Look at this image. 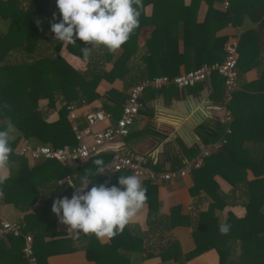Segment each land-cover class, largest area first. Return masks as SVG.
I'll return each instance as SVG.
<instances>
[{"label":"trees","instance_id":"16d2710c","mask_svg":"<svg viewBox=\"0 0 264 264\" xmlns=\"http://www.w3.org/2000/svg\"><path fill=\"white\" fill-rule=\"evenodd\" d=\"M201 1L192 0L189 5H185L184 0H140L138 9L140 25L130 35L129 40L121 46L123 51L114 61L110 71L104 70L100 61L112 59L113 51L103 46L94 48L87 45L90 52L85 55L84 42L67 44V50L70 53L87 61L86 70L80 71L72 67L59 54L61 42L55 43L52 52L45 46L46 42L54 40L45 35V29L50 31V21L54 12L57 14L56 22L59 21L56 0H0V130H7L8 126L12 125L18 132V136L11 141V147H14L20 138L34 145L54 147L65 144L75 145L74 130L67 119L68 107L89 103L99 97L96 87L101 79L112 82L117 77L123 78L129 74V60L137 50L135 39L144 26H151L152 30L146 41L149 54L143 57V61L146 65L156 62L161 73L159 75L173 77L179 74L178 68L181 64L186 71H189L203 64L221 62L225 58L223 44L226 37L218 35V31L226 24L236 22V2H231L225 11L215 9L212 4H209L204 19L199 21L198 10ZM148 4L153 6L150 16L144 14ZM179 41H182V51L177 48ZM240 61H243V57L238 59L239 66ZM153 75L155 74H151L152 77ZM135 82L137 81L130 80L127 84L131 85ZM208 86L210 99L220 105L223 104L224 78L213 73ZM173 87L176 86L169 85L160 90L147 89L141 97V102L144 104L143 96L149 99L157 94L166 93ZM50 97L63 100L59 109V119L53 122H48L45 114L38 110V101ZM127 97L128 92L111 88L105 95L103 106L118 119ZM230 127L231 133L226 136L227 142L217 152L208 156L201 168L193 171L195 184L191 193L204 190L211 197L212 202L207 210L199 211L195 216H191L181 214L179 207H173L166 215L161 209L156 183L145 179L141 181V184L147 189L146 203L149 212L148 229L144 233L134 232L136 225H126L124 230L110 238V242L106 245H101L94 234H80L74 241L60 239L59 243L43 245L40 240L48 232L40 231L42 229L39 226L40 223L41 225L44 223L41 214L45 212V208H37L34 214H27L24 220L25 232L33 235L34 252L39 264H46L43 260L48 254L76 249L75 244L64 248L61 246L62 243L72 244L73 242L83 243L82 247L86 251L87 258L96 264H136L134 255L145 252L144 257L158 254L163 260L174 259L176 264H185L186 260L211 248L217 250L219 264H264V169L260 170L261 174H254L253 179H247L245 170L247 165L250 167L252 165L244 159L247 158L246 156L249 157L250 151L244 148V145L233 142L234 125ZM224 131L225 124L214 120L204 121L196 128V133L204 146L220 139ZM159 136L163 137V135ZM181 150L186 158L176 156L172 159L173 169L180 168L185 161L195 157L201 148L199 144L189 148L181 145ZM112 155V151L98 153L85 162L79 163L75 169L72 165L61 164L55 160H41L27 172L26 177L21 179L23 183L29 182L28 189L25 190L8 179L0 184V190L3 194L8 193L11 185L10 187L17 189L22 199H29L36 193L30 182L36 179L38 170L59 171L56 180L71 175L74 170L81 177L87 171L95 170L93 161L98 158L104 160L106 171ZM223 158L228 162L238 160L235 162L237 165L232 169L234 171L232 174L224 173L223 170L227 167L222 161ZM14 159L23 162L25 160L24 157L12 154L10 160ZM252 160L255 162V159ZM263 161L264 158L258 160L260 163ZM160 165L163 164L155 163L150 167L158 171L161 169ZM217 173L236 188L240 181L245 186L246 214L244 217L238 218L228 213L226 219L222 221L217 215L216 206H223L230 199V196L221 193L219 187L213 182V177ZM128 175H132L129 170L116 171L110 176L104 173L96 178L92 177V182L96 180V183H107L109 187L118 186V178ZM91 187L92 185H89V188ZM72 195L63 188L53 191L48 199L49 207L46 206V209H51L56 198L63 196L71 198ZM33 202V199L25 201L27 206ZM221 224L230 226L227 234L220 233ZM179 225H188L192 228L195 247L191 251L183 254L178 241L169 236L163 244L157 246L158 251H149V247L145 246L144 240L148 235L159 234L160 237H164ZM8 237L9 241H17L20 246L14 253L16 255L9 257V261H2L4 259L0 258L3 264H28L22 253L23 238ZM4 242V238L0 239V249L4 246ZM40 247L45 248V252L40 253Z\"/></svg>","mask_w":264,"mask_h":264},{"label":"crops","instance_id":"0c3cea01","mask_svg":"<svg viewBox=\"0 0 264 264\" xmlns=\"http://www.w3.org/2000/svg\"><path fill=\"white\" fill-rule=\"evenodd\" d=\"M191 1L184 0V4L189 5ZM233 1L236 2V22L223 26L218 31V35L225 36L226 39L230 36H238L239 58L243 57V61H240V66L237 65L238 88L233 93L228 107L233 116L232 123L230 124V126L234 125L233 142L237 145H244V148H248L250 151L249 157L246 156L247 158L244 160H247L252 165L251 167L247 165L245 170L247 179L251 180L255 177L254 174H261L260 170L264 169V161L262 163L258 162L259 159L264 158V0H202L198 10V20L202 21L204 19L209 4H212L215 9L225 11ZM152 9V4H148L144 9V14L150 16ZM151 30V26H144L137 35L135 39L137 50L130 57L129 74L123 78L117 77L112 82L104 78L101 79L96 87L99 97L94 98L89 103L75 105L73 109H69L67 119L72 129L74 127L79 129L84 128L85 115L87 113L96 110L106 111L103 104L105 102V95L111 88L127 93L141 79L148 76L152 77L151 74H155L153 77L163 76L159 75L160 70L156 62L147 63V67L143 61V57L149 54L146 41L150 36ZM45 32L46 36L54 39V33H51L47 29H45ZM56 42L61 41L54 39L53 41L46 42L45 46L49 47V51L52 52ZM67 44L61 42L59 54L75 69L80 71L86 70L87 61L85 58L70 53L67 50ZM94 48H97V46ZM177 48L179 51H182V41H179ZM122 51V48L114 50L112 59L105 62L100 61L104 70L110 71L112 69L114 61ZM182 72H187L183 64L178 68V73ZM130 80L137 82L131 85L127 84ZM208 82L199 83L186 89L173 87L167 90L166 93L157 94L149 99L143 96L144 104L142 103L139 114L131 127L130 135L114 140L109 146L120 151L131 152L134 155L149 157L152 159L148 162L149 166L155 163L163 164L159 166L161 169L158 171L172 168L171 160L176 156H182L183 159L186 158L181 150V145L189 148L195 144H199L202 149L204 145L201 144L196 133V128L204 121H220L219 117L214 116L216 114L214 113V106H219L220 104L210 99ZM62 102V99L56 100L53 97L43 98L38 101V110L45 114L48 122H53L59 119V109ZM109 113L112 115L113 122L117 120L111 111ZM105 126L106 123H99L96 125V128L101 129ZM156 133L163 135V137ZM13 135L15 139L18 136V132L15 130ZM22 141L25 140L20 138L16 145ZM24 159V162L17 159L10 160L6 167L0 169V175L6 173L8 179L26 190L30 184L29 182L23 183L21 179L26 177L27 172L32 170L35 165L45 159ZM252 159H255V162ZM222 161L227 167L226 170H223L224 173L232 174L234 172L232 169L237 165H235V162H238V160L234 159V161L228 162V160L223 158ZM78 164L70 163L67 165H72L75 169ZM109 165L105 171V175L107 176L113 174L108 169ZM37 172L36 179L30 182L34 186L36 193L29 199H22L17 189L10 187L11 185L9 186L10 192L8 193L3 194L0 190V212L2 216L11 222H22L26 227L25 216L27 214H34L37 208H45V212L41 214L44 223L42 225L40 223L39 227L42 229L40 231L48 233L44 234L40 240L41 242H39L43 245H48L59 243L60 239H73L74 241L79 235L68 233L69 226L62 224L51 209H46V206L49 207L48 199L51 197L53 191L63 188L70 194L76 192L79 185L73 187L71 184H78L80 177L77 175L76 170L71 175L58 178L57 180L56 177L59 175L57 172L59 171L40 169ZM221 174H215L213 182L219 187L221 193L230 196V199L225 205L216 206L217 215L222 221L226 219L228 213H232L238 218L244 217L246 214L245 186L240 181L239 186L236 188ZM155 183L162 212L166 215L170 213L171 208L179 207L181 214L195 216L197 212L207 210L212 202L211 197L204 190L191 193L195 184L193 173L173 181H159ZM32 199L34 202L27 206V202L25 203V201ZM148 212L149 208L146 203L145 207L127 225H136L137 228L133 229L135 230L134 232L144 233L148 229ZM36 220L39 222L38 219ZM168 236L178 241L183 254L195 247L192 228L188 225L176 226L164 237H160L159 234L148 235L144 240L145 246L149 247V251H158L157 246L163 244ZM97 240L101 245H106L110 242V238ZM4 241L5 244L0 249V258L4 260L0 259V264H3L2 261H9V257L15 256L16 254L14 253L19 250L20 246V243L17 241H9V237L4 238ZM73 244L77 246L76 249L48 254L43 261L46 264H96L93 260L87 258L86 251L82 247L83 243H62L61 246L64 248L70 245L73 246ZM39 249L40 253L45 252V248L40 247ZM145 255L146 252L134 255L133 258L136 264H176L174 259L163 260L158 254L150 257H144ZM185 264H219V255L215 248H211L186 260Z\"/></svg>","mask_w":264,"mask_h":264},{"label":"clouds","instance_id":"9594fccd","mask_svg":"<svg viewBox=\"0 0 264 264\" xmlns=\"http://www.w3.org/2000/svg\"><path fill=\"white\" fill-rule=\"evenodd\" d=\"M140 0H56L59 21L54 12L50 31L54 39L65 43L84 42L83 51L88 55L90 48L103 46L110 51L118 50L140 25ZM15 129L9 125L0 130V169L8 164L12 151L11 141ZM95 170L80 177L79 185L71 198H56L51 211L59 221L69 226L68 233L94 234L97 239L112 238L137 216L147 202V189L140 178L133 174L118 178V186L93 183L92 177L105 173L103 159L93 161ZM8 179L0 175V184ZM89 185H92L89 188ZM230 226L220 225V233L227 234Z\"/></svg>","mask_w":264,"mask_h":264},{"label":"built area","instance_id":"2783aa9c","mask_svg":"<svg viewBox=\"0 0 264 264\" xmlns=\"http://www.w3.org/2000/svg\"><path fill=\"white\" fill-rule=\"evenodd\" d=\"M223 49L225 58L221 62L203 64L196 69L182 72L173 77L163 75L143 78L135 83L128 91V97L123 105L120 118L112 121V115L104 110L91 111L85 115V126L82 129L74 127L76 139L75 145H65L54 147L50 145H33L26 141L11 147L12 154L29 160H55L63 164H78L85 162L88 158L104 152L112 151L109 170L114 173L120 170H129L132 175H137L140 180H150L152 182L173 181L191 175L193 171L201 168L208 156L217 152L226 142V136L231 133L230 124L233 116L228 107L233 93L238 88L237 64L239 58L238 36H230L226 39ZM213 73H217L224 78V102L219 106H214L220 122L225 124L224 135L204 146L200 152L185 161L177 169L166 168L162 171L152 169L148 162L152 159L134 155L131 152L120 151L109 146L114 140L127 137L131 126L137 118L142 107L141 97L147 89L160 90L169 85H174L179 89H186L199 83L207 82ZM70 105L68 108L73 109ZM106 123V126L98 129L96 125ZM153 163V161H152ZM8 236L23 237L24 246L22 253L28 264H39L34 252L33 235L25 232V224L22 222H11L5 219L0 212V239Z\"/></svg>","mask_w":264,"mask_h":264}]
</instances>
